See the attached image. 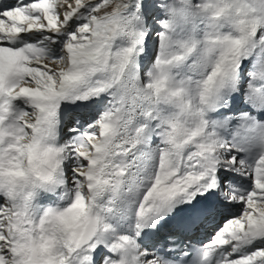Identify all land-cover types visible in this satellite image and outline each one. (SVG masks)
<instances>
[{"label":"snow or ice","instance_id":"snow-or-ice-1","mask_svg":"<svg viewBox=\"0 0 264 264\" xmlns=\"http://www.w3.org/2000/svg\"><path fill=\"white\" fill-rule=\"evenodd\" d=\"M178 2L0 0V264H264V0Z\"/></svg>","mask_w":264,"mask_h":264},{"label":"rangeland","instance_id":"rangeland-1","mask_svg":"<svg viewBox=\"0 0 264 264\" xmlns=\"http://www.w3.org/2000/svg\"><path fill=\"white\" fill-rule=\"evenodd\" d=\"M176 6H180L178 0ZM213 24L214 22L210 19V17L207 14H204L198 16L196 19L191 20L188 23L181 22L176 26L172 33L174 41L173 49L177 52H181L184 51L186 47L192 48V52L189 54L187 61L182 63L181 69L183 68V71H185L186 66H195L197 63H199L198 66H205L206 70L211 69L212 63L216 58V53H213L209 58L207 52L211 46L209 40L214 38L217 34V29L213 27ZM218 31L222 35L230 33L234 34V29L230 25L221 27ZM259 48H264V44L258 42L257 49ZM256 55V52H254L253 59L247 61L246 65H248L249 68H251L255 58L257 57ZM193 57L195 61L197 60V62L194 61ZM196 57L200 58L196 59ZM204 63L210 67H207L204 65ZM183 71L180 70L181 75H183Z\"/></svg>","mask_w":264,"mask_h":264},{"label":"bare ground","instance_id":"bare-ground-1","mask_svg":"<svg viewBox=\"0 0 264 264\" xmlns=\"http://www.w3.org/2000/svg\"><path fill=\"white\" fill-rule=\"evenodd\" d=\"M263 49L264 48H259V49H257V46H256V48H255V50H254V52H256V58H255V60L257 59V58H260V57H264V51H263ZM198 58H200V57H198ZM197 57H196V59H198ZM193 59H194V57H193ZM192 59V60H193ZM254 60V61H255ZM194 61H195V59H194ZM247 61L248 60H246L245 61V64L247 63ZM195 62H197V60L195 61ZM198 62H199V60H198ZM191 63H192V61H191ZM194 63V62H193ZM195 64V63H194ZM198 64L199 63H197L195 66H186V69H185V71H183L182 69H181V71H183L182 72V74L184 75H181V77H187V76H192L193 78H196V77H203L204 75H206V73L208 72V71H210L211 69H209V70H206L205 69V66H198ZM192 65V64H191ZM204 65H206L207 66V64H205L204 63ZM207 67H210V66H207ZM206 67V68H207ZM187 72V73H186ZM259 155V153H256L255 154V156H253L252 157V159H255L257 156Z\"/></svg>","mask_w":264,"mask_h":264}]
</instances>
